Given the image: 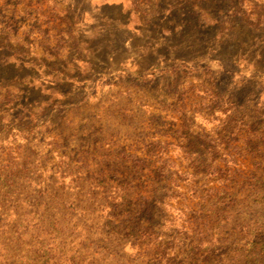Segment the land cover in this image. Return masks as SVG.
Segmentation results:
<instances>
[{
    "label": "rangeland",
    "instance_id": "obj_1",
    "mask_svg": "<svg viewBox=\"0 0 264 264\" xmlns=\"http://www.w3.org/2000/svg\"><path fill=\"white\" fill-rule=\"evenodd\" d=\"M0 49V264H264V0H0Z\"/></svg>",
    "mask_w": 264,
    "mask_h": 264
},
{
    "label": "trees",
    "instance_id": "obj_2",
    "mask_svg": "<svg viewBox=\"0 0 264 264\" xmlns=\"http://www.w3.org/2000/svg\"><path fill=\"white\" fill-rule=\"evenodd\" d=\"M251 15H255V13L251 14ZM258 21L256 26L259 27V25H262V19L260 20H256ZM0 52H1V49H0ZM9 58H10V55H2L0 54V63L4 66L6 65L8 62H9ZM2 83H0V109L4 108V107H7L9 104L13 103L12 101H10L8 99V97L4 98L2 95H1V92L4 91L3 89L6 90V88H9L6 84V85H1ZM9 90V89H8ZM8 93V92H6ZM214 99H217L218 97L214 96L213 97ZM221 137V133H219L218 137ZM231 136V135H230ZM203 138L205 139V141H208L209 140V135H204ZM231 137H229L230 139ZM209 142V141H208ZM213 151L212 152H215L217 149H220V150H226V148H230V145L229 143H224V140H222V142H220L219 145H213ZM195 153V152H194ZM185 154L186 156H189L190 159H192V155H193V152L189 149V147H186V150H185ZM214 154V153H213ZM158 158V156L156 155V159ZM160 158V157H159ZM232 160H235L233 157L231 158ZM160 160V159H159ZM212 165L215 164V167L214 169H210L209 167H205L204 163L201 161V160H191V163L189 162V165H187V169L189 170H192V173H186V177H190L193 179V183H194V187H192V192H193V198H195L196 200H199L201 201V199L203 201H206L207 199H211L212 196H214L215 194H218L219 192H222V194H226L225 191L223 190H226V188L224 189H215V188H208L209 187V182H207L204 187L206 190H204L205 194L207 193V195L205 196L204 194H202L200 192V189L199 187L196 186V184L198 185V182L197 180H200L203 176H209V177H213V182H216V183H219V185H225L226 182H228L231 177H230V170H225V169H221L218 165V161H216V157L212 158ZM158 164H160L161 166H163V162H160L158 161L157 162ZM163 169V167H162ZM175 173H172L170 178L172 179L174 177ZM196 183V184H195ZM205 196V197H204ZM230 203V202H229ZM217 205V204H215ZM137 226H139L137 224ZM142 227V226H140ZM146 234H147V237H149L152 232L150 230H146L145 231Z\"/></svg>",
    "mask_w": 264,
    "mask_h": 264
}]
</instances>
